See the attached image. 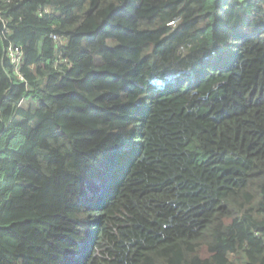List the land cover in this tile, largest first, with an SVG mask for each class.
<instances>
[{
    "label": "trees",
    "instance_id": "16d2710c",
    "mask_svg": "<svg viewBox=\"0 0 264 264\" xmlns=\"http://www.w3.org/2000/svg\"><path fill=\"white\" fill-rule=\"evenodd\" d=\"M232 256L264 264V0H0V264Z\"/></svg>",
    "mask_w": 264,
    "mask_h": 264
},
{
    "label": "built area",
    "instance_id": "2783aa9c",
    "mask_svg": "<svg viewBox=\"0 0 264 264\" xmlns=\"http://www.w3.org/2000/svg\"><path fill=\"white\" fill-rule=\"evenodd\" d=\"M170 25H174V23H171ZM54 39L58 41V38ZM6 56L11 62V64L14 66L15 70L19 73L24 59L22 50L17 47H9L6 51Z\"/></svg>",
    "mask_w": 264,
    "mask_h": 264
},
{
    "label": "rangeland",
    "instance_id": "374dc122",
    "mask_svg": "<svg viewBox=\"0 0 264 264\" xmlns=\"http://www.w3.org/2000/svg\"><path fill=\"white\" fill-rule=\"evenodd\" d=\"M207 256H208V253L205 250L204 257H207ZM231 261H232L233 264H240L241 263L240 258L239 257H236V256H232L231 257Z\"/></svg>",
    "mask_w": 264,
    "mask_h": 264
}]
</instances>
